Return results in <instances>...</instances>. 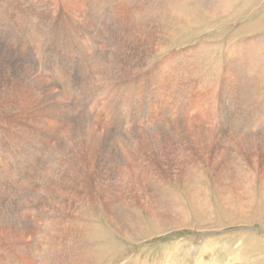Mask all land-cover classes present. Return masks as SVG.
I'll use <instances>...</instances> for the list:
<instances>
[{"label":"rangeland","instance_id":"rangeland-1","mask_svg":"<svg viewBox=\"0 0 264 264\" xmlns=\"http://www.w3.org/2000/svg\"><path fill=\"white\" fill-rule=\"evenodd\" d=\"M22 1L24 2V0ZM91 1L98 2L101 6V2L104 0H79L83 6L77 5L75 0H25L28 2L26 6H32L36 12H40L48 18L55 15H62L60 18L68 17L69 14L74 13V10L87 13L93 7L89 6ZM6 3L9 4L10 1L0 0L1 6ZM113 3L115 4L113 11H120L117 12V17L120 16L121 19V21L119 19L118 24L120 33L122 26L127 28L137 22L143 23L151 32L147 41H151L153 44L152 54L149 53L150 49H147V43L139 44V47L134 51L138 62L135 63L132 70L133 75L135 74L136 76H134L140 79L148 78V82L145 84L146 88L142 86L141 91L139 90L141 97L138 102L139 116L131 119H138L133 123L135 127L137 126L136 133L145 121L143 120V109L148 104L153 109L156 106L154 110L158 113L159 121L162 120L166 123L169 120H177L181 123L177 129L186 131V128H190V131L187 130L188 133L197 134L202 131L199 133L204 135L202 136V143L187 140L177 142L170 138L163 141L162 139L157 144V149L150 150L151 156L147 154L143 158L132 154L133 159L129 154L132 151L125 150L124 142H119L115 138L119 150L127 154L126 157H128L127 165H116L115 163L109 165L111 170L119 172L115 182L121 183L122 187L117 189L119 191L117 193L121 194L122 203L128 207L126 210L129 209L132 200L137 202V212L139 213L132 214V216L129 214L125 221L123 220L124 223H127L125 225L122 221L119 222L120 226L127 228L115 234L112 233L111 225L104 215V210L102 211L104 207H102L101 198L88 199L87 197L76 196L72 212L77 218L70 214L67 218L63 217L62 222L63 225L73 226L79 232L77 234L82 236L76 234L72 238H66L69 240L65 239L64 242H68L64 244L71 245L74 250L78 249L80 257H85L90 262L93 261L92 264H239L245 263L246 260L249 261V264H256L264 261V152L244 148L245 140L239 137V134L247 129H256L260 135L264 132V74H261L262 83L260 86H256L255 79L258 78L259 72L254 70L257 68L252 67L250 63L237 62L238 67L236 65L235 68H239L238 70H241L242 74L245 75L241 76V71L235 70L234 73L238 77L232 78L229 75L226 83L224 79L227 71L235 69L231 61L232 58L229 57V52L233 51L235 46L236 48L258 46V49L256 48L257 50L254 51L255 55H260H256V63L259 62L257 64H260L261 68L264 66V0H133L132 4L128 0H114ZM226 4L231 6V13L221 16L223 10L218 7L226 6ZM209 8H212L210 10L213 11L219 9L218 13L215 15L212 12L207 14L204 9ZM196 21L198 22L196 23ZM115 28L117 30L116 25ZM169 34L171 35L169 36ZM166 35L171 38L169 39ZM164 39L170 44L167 45ZM127 40L128 42L132 41L131 39ZM243 42L248 47L244 46ZM100 43L102 46H108V42ZM164 47L165 51L163 50ZM251 73L254 75L252 76ZM230 78L241 83L240 93L231 92L223 103L221 97L224 94L223 91H227L224 85L231 81ZM158 79L165 81L160 87L150 82ZM146 90L147 92H145ZM24 104L27 107L35 105L32 104L31 106L29 97ZM225 105L226 107L221 111V107ZM233 113L239 116L230 118ZM224 117L230 118L228 124L224 122ZM5 121V115H2L0 104V160L6 164L12 160V157L10 143L7 141L3 128ZM240 121L243 123H239ZM182 125L184 126L182 127ZM221 126L225 128V136L221 141L216 139L211 142L203 141L204 137L208 138L211 136V132L220 129ZM65 131L66 129H64ZM140 133H137V137L143 141L144 137ZM58 140L59 137L54 138V143ZM141 140L138 142L139 144ZM159 145H163V147ZM235 147L239 149L237 150ZM134 156L137 158L135 159ZM239 159L244 163L240 162ZM129 160L136 162V164L132 162L131 164ZM230 161L234 164H231ZM49 162L47 157L40 161V172H49L47 170ZM135 165L144 170L142 175L146 178L144 181L140 180L143 183L139 184V197L137 196L136 199L133 197L134 189H128L125 186L127 181L123 173L125 168H127V173L131 172ZM43 181L35 186L38 195L44 184L48 183L47 179L45 182ZM144 182L148 183L147 187L142 185L145 184ZM144 189L150 190L148 194L152 197L140 196L143 195ZM3 196V194L0 195V200ZM221 196L224 199H221ZM244 199L252 201L249 209L242 206ZM42 200L38 202L39 208L37 204L36 216L39 214L37 217L42 218L44 215L41 222L44 224L45 215L51 211L49 210L51 206L49 207L50 204L47 203L46 197ZM77 202L79 206L76 204ZM40 208L43 209L40 210ZM131 218L132 220L135 219L136 225L132 224ZM82 223H88L90 226L85 229L83 234L80 232ZM1 226L3 227L2 224H0V228H2ZM5 229V227L0 229L1 244L10 239V233ZM125 231L127 234H124ZM8 233L9 236H7ZM5 235L8 238L4 237ZM90 235L92 236L89 237ZM106 240L108 241L106 242ZM108 243L109 245L113 244V246H109ZM80 244L84 247H81ZM77 245L81 249L75 247ZM114 245L119 248H115ZM117 249L120 251L118 252ZM106 254L109 256L107 257ZM95 256L97 257L95 258Z\"/></svg>","mask_w":264,"mask_h":264},{"label":"bare ground","instance_id":"bare-ground-1","mask_svg":"<svg viewBox=\"0 0 264 264\" xmlns=\"http://www.w3.org/2000/svg\"><path fill=\"white\" fill-rule=\"evenodd\" d=\"M9 1V4L6 3L2 6L0 4V104L2 115H5L6 121L3 123V128L7 141L10 143L12 160L6 164L3 160H0V195H4L2 200H0V224L10 233V239L4 240V244H1L0 241V264H92L93 261L90 262L87 258L80 257L78 249L74 250L71 245L67 246L64 244L68 242H64L66 238H72L79 232L71 225H63L62 219L63 217L67 218L70 214H73V217L75 216L72 210L73 205L75 206L74 199L76 196L87 197L88 199L93 197L101 198L100 201H102V207H104L102 211L104 210V215L109 225H111L112 233L115 234L127 228L126 226H120L121 221H125L129 214L132 216V214L139 213L137 212V202L132 200L129 209L126 210L128 207L122 203L121 194L117 193L119 192L117 189L122 187L121 183L115 182L116 175L119 172L111 170L112 168L109 165H114V163L116 165L126 164L128 157H126L127 154L119 150L120 148H118L115 138L119 142H124L125 150L132 151L129 153L130 156L133 154L145 158L147 154L151 156L150 150L157 149V144L162 139L163 141L166 138H170L171 140L175 139L177 142L187 140L202 143L204 134L201 135L199 133L202 131L197 134L188 133L187 130L190 128H186V131L177 129L178 125L181 124L177 120H169L166 123L162 122V120L159 121L157 118L158 113L154 110L156 106L153 109L146 104L143 109V120L145 121L140 125V130L137 132L145 131L140 133L144 140L140 139L141 143H138L140 140L136 133L137 126L135 127L133 124L138 119H131L139 116L138 102L141 98L139 90L142 86L146 88L145 84L148 82V78L140 79L136 78L135 74V76L133 75L132 70L135 63L138 62L134 51L139 47V44L147 43V49H150L149 53H151L153 44L151 41H147L151 32L143 23L137 22L127 28L122 26L120 33L118 25L120 16L117 17L119 10L117 12L113 11L114 0H104L101 2V6H99L98 2L91 1L92 3L88 5L93 7L89 12L84 13L85 11L74 10V13L69 14V18L67 16L60 18L62 15L48 18L40 12H36V9L32 6L27 5V7L26 4L28 2H25V0L24 2L22 0ZM128 2L132 4L133 0H128ZM69 3L71 5V1ZM75 3L82 5L79 0H75ZM226 6L218 7L223 10L221 16L229 15L232 8L230 5ZM210 9L212 8L204 10L207 11V14L212 12L214 15L219 10L213 11ZM127 39L132 41L128 42ZM100 42H108V46H102ZM165 42L167 41L165 40ZM168 44L170 43L167 42ZM243 45L247 46L244 42ZM257 47L236 48L235 46L234 50L229 52V57L230 59L232 58L231 61L234 68L237 62L250 63L252 67H256L257 70L254 71H258L259 75L257 74L258 78H254H256V86H260V83H262L261 74H264L262 73L264 66L261 68L260 64H257L259 62L256 63V55L259 54L255 55L254 51L258 49ZM161 48L163 47L161 46ZM163 50L165 51V47ZM163 50L161 49V51ZM137 57L139 58V56ZM238 69L226 70L225 83L228 81L229 75L232 78L238 77L234 73ZM238 71L240 72L241 70ZM240 73L242 74V71ZM253 73H251L252 76L254 75ZM243 75L245 74L241 76ZM150 82L160 87L165 81L158 79ZM240 84L238 80L232 79L224 85L227 91H223L224 94L222 97L220 96L222 98L221 101L225 103L227 95L231 92L239 94ZM27 96L31 99V106L35 104L33 107L25 106L24 103L28 99ZM237 98L240 99L238 96ZM225 107L226 105L222 106L221 111ZM238 116L233 113L230 118ZM230 118L224 117V122L228 124L227 122H229L228 119ZM239 123L243 122L240 121ZM212 128H214L213 125ZM64 129H66L65 132ZM211 133L208 138H203L204 142H211L214 139L221 141L225 136V128L221 126L220 129ZM263 134L257 133L256 129H247L241 132L239 137L245 140L246 145L244 144V148L262 150L264 152ZM56 137H59V140L54 143V138ZM229 141H227L228 145H230ZM165 143L167 144V141ZM160 147H163V145ZM168 148L170 147L168 146ZM235 148L239 149L238 147ZM243 151L245 152V150ZM45 157L50 161L47 169L49 172L47 173L39 170L40 161ZM131 158L133 159L132 156ZM236 160L238 161V159ZM166 161L169 160L166 159ZM131 162L136 164L132 160ZM138 162L140 161L138 160ZM240 162L244 163L242 160ZM135 166L137 167L135 168ZM135 166L133 170L131 168V172L127 173V168L123 170L127 181L125 186L128 189H134V199L137 196L139 197V184L143 183L140 180L144 181L146 179L142 175L144 170L138 165ZM228 166L230 167V165ZM233 168L235 169L234 165ZM46 179L48 183L44 184L43 193L41 191L38 195L35 186L39 183L41 184L43 180L45 182ZM121 181L123 182V180ZM144 183L142 185L147 187L148 183ZM2 189L3 191H1ZM149 191L144 189L143 195L140 196L152 197L148 194ZM44 197L47 198V203L50 204H48L49 207L51 206L49 210L51 211L44 212L46 215L43 224L41 222L44 215L42 218H38L39 214L37 213L38 215L36 216V207L38 202ZM221 199L224 198L221 196ZM251 205L252 201L250 199L243 200L242 206L246 209H249ZM130 220L133 225H136L135 219L132 220L131 218ZM88 226V223H82L80 232L83 234ZM2 228L0 229L2 230ZM9 233L7 236H9ZM7 236L5 235L4 237ZM131 238L134 237L131 236ZM80 246L82 247L83 245L80 244ZM109 246H113V244ZM75 247H79V245ZM81 247L79 248L81 249ZM109 251L111 252L112 250ZM262 261L256 264H264V261ZM246 263L249 264V261L246 260L245 263L239 264Z\"/></svg>","mask_w":264,"mask_h":264}]
</instances>
